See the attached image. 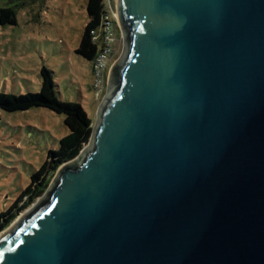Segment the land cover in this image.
Listing matches in <instances>:
<instances>
[{
  "label": "water",
  "instance_id": "95a60500",
  "mask_svg": "<svg viewBox=\"0 0 264 264\" xmlns=\"http://www.w3.org/2000/svg\"><path fill=\"white\" fill-rule=\"evenodd\" d=\"M88 147L0 232V264H264V0H116Z\"/></svg>",
  "mask_w": 264,
  "mask_h": 264
},
{
  "label": "rangeland",
  "instance_id": "374dc122",
  "mask_svg": "<svg viewBox=\"0 0 264 264\" xmlns=\"http://www.w3.org/2000/svg\"><path fill=\"white\" fill-rule=\"evenodd\" d=\"M87 1L6 0L16 8L17 24L0 26V92L39 93L41 69L46 66L53 72L58 97L80 103L94 127L107 93L110 70L122 57L124 41L117 26L115 55L102 92H96L92 62L76 53L88 20ZM105 2L108 11L114 13L113 0ZM68 134L65 116L49 109L14 113L0 109V212L15 202L48 152L57 150Z\"/></svg>",
  "mask_w": 264,
  "mask_h": 264
},
{
  "label": "trees",
  "instance_id": "16d2710c",
  "mask_svg": "<svg viewBox=\"0 0 264 264\" xmlns=\"http://www.w3.org/2000/svg\"><path fill=\"white\" fill-rule=\"evenodd\" d=\"M11 2L0 0V26L16 25V8ZM87 23L76 53L93 62L97 45L92 40V31L99 28L108 9L105 0H88L86 6ZM41 89L39 93L10 94L0 92V109L9 112L46 108L65 116L69 134L60 140L57 150H50L44 164L31 176V182L17 197L15 202L0 212V232L7 229L19 216L36 202L48 189L52 178L61 165L75 159L89 142L93 132V122L84 107L77 102L63 101L57 95L53 72L46 66L41 69Z\"/></svg>",
  "mask_w": 264,
  "mask_h": 264
},
{
  "label": "built area",
  "instance_id": "2783aa9c",
  "mask_svg": "<svg viewBox=\"0 0 264 264\" xmlns=\"http://www.w3.org/2000/svg\"><path fill=\"white\" fill-rule=\"evenodd\" d=\"M116 15L108 11L96 30L92 31V40L97 45V53L93 64V89L100 93L106 83L108 67L115 55V39L117 35Z\"/></svg>",
  "mask_w": 264,
  "mask_h": 264
},
{
  "label": "bare ground",
  "instance_id": "6f19581e",
  "mask_svg": "<svg viewBox=\"0 0 264 264\" xmlns=\"http://www.w3.org/2000/svg\"><path fill=\"white\" fill-rule=\"evenodd\" d=\"M116 7V0H113V8L115 9Z\"/></svg>",
  "mask_w": 264,
  "mask_h": 264
}]
</instances>
